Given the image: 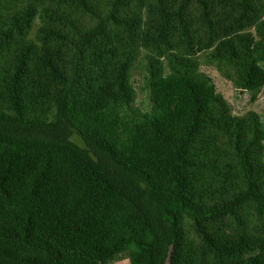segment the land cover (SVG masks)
Returning a JSON list of instances; mask_svg holds the SVG:
<instances>
[{"label": "trees", "instance_id": "16d2710c", "mask_svg": "<svg viewBox=\"0 0 264 264\" xmlns=\"http://www.w3.org/2000/svg\"><path fill=\"white\" fill-rule=\"evenodd\" d=\"M262 62L264 0H0V264H264V117L201 68Z\"/></svg>", "mask_w": 264, "mask_h": 264}, {"label": "rangeland", "instance_id": "374dc122", "mask_svg": "<svg viewBox=\"0 0 264 264\" xmlns=\"http://www.w3.org/2000/svg\"><path fill=\"white\" fill-rule=\"evenodd\" d=\"M261 64L264 66V62ZM201 68L214 78L217 90L229 100L235 113L241 114L249 109H253L261 113V115L264 117V90L259 99L256 102L251 103L249 100V93L247 91H241V89L237 88V86L232 81L221 75L214 66L203 64ZM144 77V71L136 72L134 79V85L137 90L136 104L141 108L142 111L146 110L150 100L149 94L143 89ZM74 139L81 142L78 136H75ZM113 264L130 263L128 259H125Z\"/></svg>", "mask_w": 264, "mask_h": 264}]
</instances>
